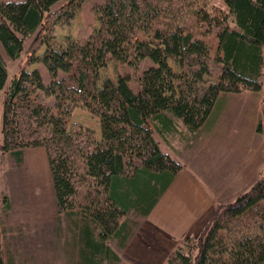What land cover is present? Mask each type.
Instances as JSON below:
<instances>
[{
  "label": "trees",
  "instance_id": "obj_1",
  "mask_svg": "<svg viewBox=\"0 0 264 264\" xmlns=\"http://www.w3.org/2000/svg\"><path fill=\"white\" fill-rule=\"evenodd\" d=\"M90 1L0 0V44L19 59L33 40L28 65L43 64L49 77L45 83L38 69L23 68L7 86L0 151L21 160L27 148L44 147L58 212L73 221L83 264H120L114 242H126L137 224L131 218L148 215L183 169L155 134L190 142L220 94L261 91L264 0H222L224 10L210 0H105L94 8L98 28L54 47V28L70 26ZM189 15L218 39L221 70L209 85L210 47L186 26ZM111 62L141 71L137 90L128 74L102 79ZM7 78L0 52V89ZM78 105L99 118L100 138L68 127ZM0 264H14L1 246ZM163 264H264V175L218 206L204 232L183 237Z\"/></svg>",
  "mask_w": 264,
  "mask_h": 264
},
{
  "label": "rangeland",
  "instance_id": "obj_2",
  "mask_svg": "<svg viewBox=\"0 0 264 264\" xmlns=\"http://www.w3.org/2000/svg\"><path fill=\"white\" fill-rule=\"evenodd\" d=\"M104 1L92 0L84 4L70 26H56L54 47H64L67 37L84 40L98 28L94 8ZM210 3L225 9L222 0H210ZM185 24L210 47L211 75L205 77L209 85L218 80L221 70V66L215 61L218 48L216 33L204 36V29L199 28L193 15L188 16ZM32 41H26L25 50L19 59H12L0 44V52L8 73L6 87L0 89V145L3 143L2 123L6 88L11 80L21 69L27 68L29 71L38 69L44 82L49 81L43 64L36 62L28 65ZM44 51V47L40 48L36 55L39 57ZM149 64L148 61L144 62L142 69ZM171 65L178 72L174 63ZM140 72H134L130 66L111 62L102 71L101 77L116 82L119 75L128 74L131 79L130 86L137 90ZM229 95L223 103L222 113H219L216 129L210 136L211 142L205 145L198 158L208 160L211 168H214L216 163H222V177L218 178L216 190L211 185H203V182L207 183L204 176L197 179V182L208 190L210 197L215 195L221 202L225 199L226 204L235 201L241 193L249 191L264 174V132L258 131L260 122L264 124V82L261 91L256 95ZM42 100L45 104L54 106L53 98ZM67 125L69 128H90L98 138L101 137L99 118L85 110L82 105L74 109ZM183 139L182 136H175L171 140L181 158L188 156L190 152L184 148L186 143ZM7 205L9 207L6 208ZM74 228L69 216L58 212L46 149L27 148L21 160L0 151V246L6 260L11 259L14 264H83L81 252L77 249L80 238ZM129 261L122 260L120 264L135 263Z\"/></svg>",
  "mask_w": 264,
  "mask_h": 264
},
{
  "label": "crops",
  "instance_id": "obj_3",
  "mask_svg": "<svg viewBox=\"0 0 264 264\" xmlns=\"http://www.w3.org/2000/svg\"><path fill=\"white\" fill-rule=\"evenodd\" d=\"M244 93L256 95L257 92ZM229 96V93L220 94L218 104L205 125L196 135L190 137V142L183 139L186 143L184 148L190 150L188 156L181 158L179 151L171 144V140L175 136H182L181 134L166 137L155 134L162 152L180 162L183 169L160 195L148 215L131 218L137 224L131 228L126 242H114L113 248L121 261L130 260L131 263L135 262L134 264H163L183 237H197L202 234L214 218L217 207L226 204L225 199L221 202L215 195L210 197L208 190L204 189L197 179L204 176L207 183L203 182V185H211L216 190L218 178L222 177V163H216L214 168H211L208 160L198 158L205 145L211 142L210 136L216 129L219 113H222L223 103ZM181 126L179 123V131L185 132V127L182 126L181 130Z\"/></svg>",
  "mask_w": 264,
  "mask_h": 264
}]
</instances>
